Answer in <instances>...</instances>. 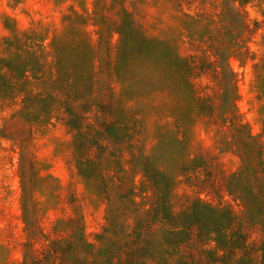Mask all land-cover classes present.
<instances>
[{"label": "rangeland", "instance_id": "374dc122", "mask_svg": "<svg viewBox=\"0 0 264 264\" xmlns=\"http://www.w3.org/2000/svg\"><path fill=\"white\" fill-rule=\"evenodd\" d=\"M0 264H264V0H0Z\"/></svg>", "mask_w": 264, "mask_h": 264}]
</instances>
